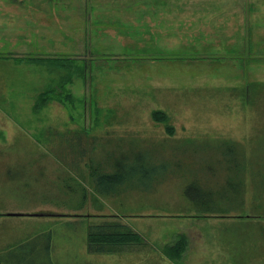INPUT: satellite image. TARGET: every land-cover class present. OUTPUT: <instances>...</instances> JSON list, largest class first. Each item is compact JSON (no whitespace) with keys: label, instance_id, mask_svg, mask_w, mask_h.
I'll return each instance as SVG.
<instances>
[{"label":"rangeland","instance_id":"374dc122","mask_svg":"<svg viewBox=\"0 0 264 264\" xmlns=\"http://www.w3.org/2000/svg\"><path fill=\"white\" fill-rule=\"evenodd\" d=\"M94 2L0 0V264H264V0ZM116 216L145 244L89 252Z\"/></svg>","mask_w":264,"mask_h":264},{"label":"trees","instance_id":"16d2710c","mask_svg":"<svg viewBox=\"0 0 264 264\" xmlns=\"http://www.w3.org/2000/svg\"><path fill=\"white\" fill-rule=\"evenodd\" d=\"M264 83H259L254 86V91H256L262 87ZM257 86V87H256ZM50 89H47L42 93V95L47 94V97H42L37 100V104L35 105V110L38 111L40 107H43L47 104L49 99ZM155 114H159L156 112ZM89 172L91 171L93 176L96 179V184L94 187V191L97 194H106V195H115L118 194L123 187L122 183H125V179H127V175L116 169L115 171L111 170H99L97 167L91 165L89 166ZM82 206L84 204V200L81 202ZM1 214V213H0ZM104 217V216H103ZM144 238L136 232L131 226L127 223L123 222L121 219L116 217H108L101 219V221L90 224L88 226L87 233V245L88 250L91 253H117L126 250L133 249L138 247L137 245L145 244ZM186 245V238L182 237L180 241H177L171 247L173 250L183 249ZM165 251L166 255L172 259L175 258L174 255L168 250Z\"/></svg>","mask_w":264,"mask_h":264},{"label":"crops","instance_id":"0c3cea01","mask_svg":"<svg viewBox=\"0 0 264 264\" xmlns=\"http://www.w3.org/2000/svg\"><path fill=\"white\" fill-rule=\"evenodd\" d=\"M3 1L5 2L6 0H3ZM8 1L11 2L12 0H8ZM94 1L95 0H87L88 3H84L83 6L84 7H88L89 10L90 9L93 10L95 7L100 8L101 7V4L98 3V2H94ZM122 1L126 4V0H122ZM138 1H139L138 2V6H139L140 11H141V14L139 16H140L141 19L143 18V14L145 13V11L150 6L151 9H152L150 18L152 20H154L155 18H157V20L159 21L160 18H161V11L169 10L170 7L173 8V4L174 3H177L180 0H176L175 2H173V0H138ZM182 1L187 6V8L193 9V7L191 5V2H193L194 0H182ZM196 1H200L201 3H204L203 5H207L212 0H196ZM118 3H119V1H117L116 3H114V4H116V8H121L120 6L117 5ZM186 3H188L189 6ZM232 3H233V1H232ZM125 7L127 8L128 5H126ZM174 10H176V9H174ZM165 20L166 19H164V21ZM157 50H160V48L157 47L156 51ZM156 55H157V57H159V54H156ZM151 57H154V56L151 55ZM7 70H9V69H7ZM5 73L6 74H9L8 71H5ZM67 168H69L70 170L72 169L71 166L68 167L67 165H64V164H61V165L60 164H53L50 167L51 170L67 169ZM79 169L80 170H88V167L85 168L84 166L79 165ZM229 262H231L229 264H234L232 261H229Z\"/></svg>","mask_w":264,"mask_h":264}]
</instances>
